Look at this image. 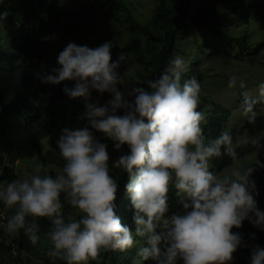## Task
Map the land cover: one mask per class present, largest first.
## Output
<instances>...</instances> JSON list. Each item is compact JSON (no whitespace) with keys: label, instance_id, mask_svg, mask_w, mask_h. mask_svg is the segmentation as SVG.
<instances>
[{"label":"clouds","instance_id":"9594fccd","mask_svg":"<svg viewBox=\"0 0 264 264\" xmlns=\"http://www.w3.org/2000/svg\"><path fill=\"white\" fill-rule=\"evenodd\" d=\"M6 15L0 13V21ZM112 47V41L95 48L69 41L57 56L59 67L41 75V83L72 82L63 92L83 102L87 123L60 130L56 144L63 167L55 176L41 174L37 165L28 178L0 187V204L13 210L5 231L15 234L22 229L35 245L40 238L38 219L46 218V255L65 264H88L101 250L126 251L134 246L135 236L143 240L137 253L142 261L232 264L233 253L248 247L242 234L232 229L247 220L264 231V211L257 206L259 193L251 179L256 169L234 168L221 176L210 170V161L225 155L235 162L237 148L250 144L261 150L264 143L255 137L234 141L229 130L206 138L205 116L197 110L200 83L195 76L182 81L181 57L170 58L156 78L144 81L146 87L129 88L119 71L128 56L122 51L113 60ZM236 80L230 76L228 86ZM93 91L110 98L98 106ZM259 91L264 97V84ZM251 108L246 100L244 112ZM92 130L113 141L115 150L127 146L112 168L128 174L125 188L134 209V232L115 212L118 183L110 175L107 144ZM170 184L183 211L168 216ZM62 195L78 218L65 217ZM248 264H264V247L251 246Z\"/></svg>","mask_w":264,"mask_h":264},{"label":"trees","instance_id":"16d2710c","mask_svg":"<svg viewBox=\"0 0 264 264\" xmlns=\"http://www.w3.org/2000/svg\"><path fill=\"white\" fill-rule=\"evenodd\" d=\"M155 1L158 4L157 17L142 23L133 13L127 11L121 22L135 40V48H124L112 58L117 59L122 51L127 54V63L121 64L119 69L124 79L129 76L133 66H140L141 82L138 86L146 87L143 85L145 80L156 78L170 58L179 56L183 59L182 81L195 76L200 83L197 110L202 111L205 116L202 128L208 140L224 130L231 132L234 141L242 139L244 134L257 136L264 132V97L260 93L247 96L242 90L225 91L228 78H217L206 73L208 64L212 61L219 62L222 57H230L231 53L235 54L232 59L254 66L255 71L257 67L259 72H264V69L259 68L264 67V4L257 0H208L204 7L194 10L192 0ZM0 13H7L0 21V187H4L10 181L19 179L15 172V163L11 161L8 165L4 158L6 146H15L14 138L8 142V136L15 130V122L19 125L17 128L27 133L28 141L38 151L41 162L47 160L46 155L40 153L42 140L49 139L51 149L58 152L56 141L64 126V123L63 126L59 123V118L64 115L63 106L68 98L63 92V86H71L72 82L63 81L55 85L41 83V75L48 73L43 69L46 61L45 48L49 41L54 43L68 36L79 35L88 20L81 11L66 9L62 0H0ZM110 13L108 12L109 17ZM112 18L119 21L117 13ZM218 44L224 45L225 50L219 48L221 46ZM137 49H140L139 56L135 55ZM212 77L217 78L218 84L209 89L207 81ZM259 77L260 83L264 84L262 76ZM256 85L258 87L255 89H259L261 84ZM244 86L245 83L241 85V89ZM224 91L228 97H238L239 103L236 100L233 105L220 103L217 95L213 94L224 95ZM246 100L252 104L249 113L244 112ZM105 102L104 95L98 106ZM74 109L76 115L83 117V102L77 103ZM118 114H122V110ZM8 117L11 119L7 121ZM236 117L237 120L240 117L238 124H234ZM8 126L11 127V133L8 132ZM99 135L104 134L99 132ZM261 142L264 143V138ZM256 150L258 148L250 144L237 148L239 155L235 162L225 155L213 157L210 170L220 174ZM116 151L114 159L128 149L126 145H122ZM109 168L110 175L118 183L115 212L121 223L134 232V209L125 188L128 174L112 168V164ZM57 173L43 171V174L52 176ZM176 191L170 184L167 193L169 215L183 211ZM61 201L64 203L65 217L78 218L77 210L64 201L63 195ZM12 214L13 210L5 209L0 204V222L7 220ZM5 215L8 216L5 218ZM38 224L40 238L35 245L29 241L22 229L12 234L9 240L8 235L3 236L0 242V264H42L35 259L39 257L43 258V264H65L61 259L46 255L50 246L46 237L50 224L46 218H39ZM236 231L242 234L244 243L248 245L238 248V252L250 255L251 246L258 244L264 247V231L251 223L243 224ZM253 233L254 238L251 236ZM134 239L132 248L126 251L101 250L88 264H155L152 260L140 259L137 253L143 246V240L138 236ZM41 240L46 242L42 253L39 244ZM234 263L248 264L246 260H234Z\"/></svg>","mask_w":264,"mask_h":264},{"label":"rangeland","instance_id":"374dc122","mask_svg":"<svg viewBox=\"0 0 264 264\" xmlns=\"http://www.w3.org/2000/svg\"><path fill=\"white\" fill-rule=\"evenodd\" d=\"M208 0H192L194 5V10L204 7L207 4ZM64 7L68 10H79L82 12L84 16L87 18V23L83 29H81V33L75 37L68 36L65 37L62 41L58 42H51L49 41L46 48H45V56L46 61L43 64V69L47 72H51L52 68L59 67L57 64V56L60 51L67 45L69 41H73L78 45H87L91 48H95L106 41H112L113 47L111 49L112 58H115L117 53L124 48H135V40L131 37L130 33L127 31L126 25L122 24L123 17L126 15L125 12L130 11L135 15L137 18L140 19L142 23H147L152 18L157 17L158 13V4L155 0H62ZM264 4V0H257ZM108 12L110 13V17L108 16ZM114 13L118 14L119 21H116L112 18ZM70 37V38H69ZM57 41V40H56ZM219 48L225 47L224 45ZM225 50V48H223ZM136 56L140 55V49L136 50ZM235 54L231 53L230 57L223 58L219 62L212 61L206 67V73L209 76L213 75L218 77H226L229 79L230 76L235 75L237 77L236 84L233 87H229L228 84L224 87L225 91L233 90V91H240L242 90L245 95H257L259 89H255L258 87L260 83V77L264 81V72L258 70H254V66H250L245 62H240L238 59H232ZM264 69V67H259ZM141 67L140 66H133L131 68V73L125 79L126 87H131L133 85L138 86L141 82V75L139 74ZM259 75V76H258ZM216 77H212L207 81V88L210 89L211 86L218 84V80ZM249 80V81H248ZM248 81V82H246ZM222 82V79H221ZM241 82L242 84L245 83L243 89H241ZM217 86V85H216ZM122 90L124 86H121ZM2 89L0 85V90ZM224 91V92H225ZM235 94V93H234ZM259 94V93H258ZM105 95V101L110 98V94L104 93L99 94L95 91L92 93V98L98 101V104L102 100V97ZM217 95L219 102L222 104L233 105V101L238 102V97H228L227 92L224 95L220 94H213ZM79 102H82L79 99H70L68 98L63 106L64 115L59 118V123L63 127H84L87 123L86 119L80 115L75 114V105ZM239 103V102H238ZM10 120L11 118L8 117ZM240 117L236 123L238 124ZM73 122H75L73 125ZM235 122V120H234ZM15 130L11 133V127H7L8 132L11 134L8 136V142L11 138H14L15 146L11 147L9 145L5 148V155L8 165L11 164V161L15 163V172L19 176V179L28 178L34 171L37 165L41 166V174L43 171L47 172H60L63 167V160L59 157L58 152L54 151L50 147L49 139H44L40 142V153L46 155L47 160L46 162H41L38 156V151L34 149V147L29 143L28 135L26 132L21 131L19 125L14 123ZM10 128V129H9ZM93 135L101 142H105L107 144V151L109 153V167L112 164V161L115 159V153L117 152L113 148V141L108 139L106 136L99 135V131L92 130ZM101 133V132H100ZM13 135V136H12ZM262 138L264 137V132L258 134L257 136H250L248 134H244L241 138ZM2 149L0 150V156L2 155ZM264 149H258L249 155L242 158L240 161L236 162L235 164L231 165L230 167L224 169L220 175H224L226 173H230L232 169L239 168L241 170L246 169L249 166L254 167L256 170L252 174L251 179L255 181L256 189L259 195L256 198L257 206L260 210L264 211ZM1 186V185H0ZM183 206V205H181ZM180 213V212H178ZM166 215L170 216L169 213ZM8 215H5V218ZM7 220L0 222V242L3 240V236H7L9 240L10 237L12 238V234H9L5 231ZM244 225L250 224L247 220L243 222ZM242 224V225H243ZM3 233H2V231ZM232 231H236L235 228ZM45 240H41L39 242L41 253L45 249ZM43 250V251H42ZM40 256V254H39ZM38 256V257H39ZM234 260H246L249 261L250 255H246V253L236 251L233 253ZM39 260L42 264L44 263L43 258H35ZM178 264H183L182 260L178 261Z\"/></svg>","mask_w":264,"mask_h":264}]
</instances>
